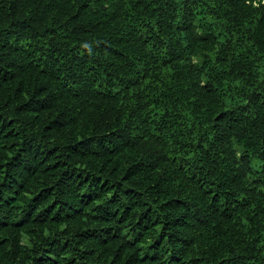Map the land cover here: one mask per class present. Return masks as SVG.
<instances>
[{"label":"trees","instance_id":"obj_1","mask_svg":"<svg viewBox=\"0 0 264 264\" xmlns=\"http://www.w3.org/2000/svg\"><path fill=\"white\" fill-rule=\"evenodd\" d=\"M0 264H264V0H0Z\"/></svg>","mask_w":264,"mask_h":264}]
</instances>
